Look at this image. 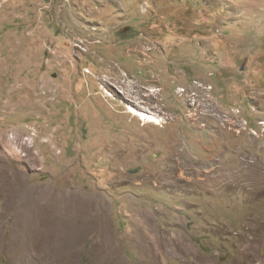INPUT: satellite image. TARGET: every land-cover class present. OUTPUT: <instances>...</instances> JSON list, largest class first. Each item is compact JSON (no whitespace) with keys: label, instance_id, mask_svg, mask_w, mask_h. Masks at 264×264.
Returning <instances> with one entry per match:
<instances>
[{"label":"rangeland","instance_id":"374dc122","mask_svg":"<svg viewBox=\"0 0 264 264\" xmlns=\"http://www.w3.org/2000/svg\"><path fill=\"white\" fill-rule=\"evenodd\" d=\"M0 169L105 202L55 251L0 194V264H264V0H0Z\"/></svg>","mask_w":264,"mask_h":264},{"label":"bare ground","instance_id":"6f19581e","mask_svg":"<svg viewBox=\"0 0 264 264\" xmlns=\"http://www.w3.org/2000/svg\"><path fill=\"white\" fill-rule=\"evenodd\" d=\"M0 194L4 196L8 209L16 215L15 222L20 224L21 230L30 233L37 225L46 236L50 248L55 251L58 248L65 251L82 240L95 226L100 227L105 211V202L97 195L84 198L70 193L67 197H61V203L56 205L53 203V194L45 199L43 194H36L33 190L26 191L19 175L1 169ZM137 226L140 228V222ZM145 239L141 232L140 240ZM148 244L159 262V250L167 247L170 241L162 235L153 234L148 237Z\"/></svg>","mask_w":264,"mask_h":264}]
</instances>
